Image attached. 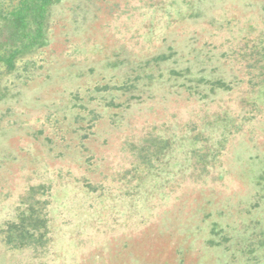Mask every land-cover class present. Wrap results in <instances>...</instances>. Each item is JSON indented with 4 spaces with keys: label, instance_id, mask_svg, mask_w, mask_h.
<instances>
[{
    "label": "rangeland",
    "instance_id": "1",
    "mask_svg": "<svg viewBox=\"0 0 264 264\" xmlns=\"http://www.w3.org/2000/svg\"><path fill=\"white\" fill-rule=\"evenodd\" d=\"M9 0H0L7 9ZM0 71V264H264V0H60Z\"/></svg>",
    "mask_w": 264,
    "mask_h": 264
},
{
    "label": "trees",
    "instance_id": "2",
    "mask_svg": "<svg viewBox=\"0 0 264 264\" xmlns=\"http://www.w3.org/2000/svg\"><path fill=\"white\" fill-rule=\"evenodd\" d=\"M60 0H9L0 8V71L12 73L20 60L48 44L49 17ZM5 94L0 86V100ZM49 187L32 185L13 219L0 227L11 248L46 247L50 240Z\"/></svg>",
    "mask_w": 264,
    "mask_h": 264
}]
</instances>
